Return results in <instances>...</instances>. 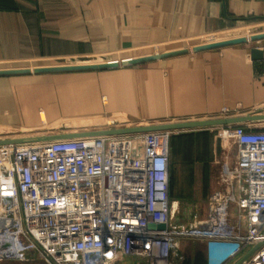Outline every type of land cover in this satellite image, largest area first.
I'll use <instances>...</instances> for the list:
<instances>
[{"label": "crops", "instance_id": "0c3cea01", "mask_svg": "<svg viewBox=\"0 0 264 264\" xmlns=\"http://www.w3.org/2000/svg\"><path fill=\"white\" fill-rule=\"evenodd\" d=\"M247 20L264 22V0H0V72L152 58L0 75V140L105 130L108 121L125 128L255 113L264 105V59L250 55L257 43L194 51ZM181 51L190 53L155 58ZM224 128L185 130L196 153L182 161L179 201L207 212L198 224L236 194L237 146ZM169 185L170 195L171 170ZM180 244L183 264H208L206 240ZM26 254L0 264H49L35 249Z\"/></svg>", "mask_w": 264, "mask_h": 264}, {"label": "built area", "instance_id": "2783aa9c", "mask_svg": "<svg viewBox=\"0 0 264 264\" xmlns=\"http://www.w3.org/2000/svg\"><path fill=\"white\" fill-rule=\"evenodd\" d=\"M223 131L237 146L239 192L208 226L172 224L170 131L0 146V258L35 249L49 264H183L181 241L202 239L208 264L249 251L241 264H264V123Z\"/></svg>", "mask_w": 264, "mask_h": 264}, {"label": "water", "instance_id": "95a60500", "mask_svg": "<svg viewBox=\"0 0 264 264\" xmlns=\"http://www.w3.org/2000/svg\"><path fill=\"white\" fill-rule=\"evenodd\" d=\"M264 34L252 36L250 38H239L234 40H228L223 42L211 43L206 46L195 48L194 51H201L207 49L222 48L226 46L244 44V43H257V46H254L250 49V55L253 60H262L264 59V50L263 42ZM190 53V51H181L173 54H163L156 56L155 58L169 57L171 55H178ZM140 61H126L121 63H106V64H94L86 66H71V67H61L54 69H37L34 71L26 70L20 72H0V75L7 74H26V73H42V72H59V71H77V70H90V69H105V68H114L118 66H127L137 63H141L147 60ZM255 123H264V113H249L246 115H232L225 117H216L203 120H190L182 122H165L158 124H149L144 126H132L125 128H115L108 130H98L92 132L76 133L71 135H61V136H42V137H29V138H19V139H10V140H0V146L5 145H18V144H32V143H44L50 141L58 140H68V139H77V138H88V137H99V136H110V135H128V134H137V133H147V132H164V131H185L188 129H199V128H219V127H229V126H238V125H248ZM150 229H160L163 230L166 228L164 224L155 225L150 223L148 225Z\"/></svg>", "mask_w": 264, "mask_h": 264}, {"label": "rangeland", "instance_id": "374dc122", "mask_svg": "<svg viewBox=\"0 0 264 264\" xmlns=\"http://www.w3.org/2000/svg\"><path fill=\"white\" fill-rule=\"evenodd\" d=\"M264 34V22L258 20H247L243 22H237L230 25L225 32L218 36L211 38L210 43L223 42L228 40H234L239 38H250L252 36ZM221 116V115H220ZM223 130V129H222ZM221 130V131H222ZM187 132L190 131H176L172 132L170 139L171 149V188L170 199L173 203L172 209V224L177 227H193V226H208L211 219H213L215 212H208V219L206 223L198 224L196 218H203L207 212H196L186 210V205L180 203V197L182 193L181 188V165L182 161H186L187 156L195 154V147L192 145L194 141L188 139ZM196 132V131H191ZM223 132V131H222ZM199 133H193V137ZM192 139V138H191ZM227 143H231L235 146L232 140H226ZM186 165V163H185ZM187 166V165H186ZM190 167H194V164H190ZM237 191V189H236ZM239 190L237 191V193ZM178 199V202L173 200L172 195ZM176 202V203H174ZM239 211L234 203L230 205V218L234 219V222L238 219ZM198 224V225H197ZM245 228L243 227V232ZM181 249V246H180ZM181 252V251H180ZM182 254V252H181ZM132 262V261H131ZM133 263V262H132ZM126 264V263H125Z\"/></svg>", "mask_w": 264, "mask_h": 264}, {"label": "trees", "instance_id": "16d2710c", "mask_svg": "<svg viewBox=\"0 0 264 264\" xmlns=\"http://www.w3.org/2000/svg\"><path fill=\"white\" fill-rule=\"evenodd\" d=\"M170 164H171V149H170ZM170 168H171V165H170Z\"/></svg>", "mask_w": 264, "mask_h": 264}]
</instances>
